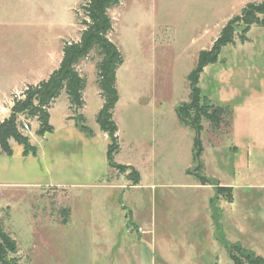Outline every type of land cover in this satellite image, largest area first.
I'll list each match as a JSON object with an SVG mask.
<instances>
[{"label": "rangeland", "instance_id": "374dc122", "mask_svg": "<svg viewBox=\"0 0 264 264\" xmlns=\"http://www.w3.org/2000/svg\"><path fill=\"white\" fill-rule=\"evenodd\" d=\"M260 1L121 0L108 12L123 59L114 162L133 167L139 183L107 165L109 141L96 123L100 58L91 52L77 70L85 80L78 114L92 135L68 119L62 92L49 109L52 133L39 137L35 119H19L36 154L24 157L10 140L12 155L0 156V224L20 264H232L222 240L264 259V28L252 26L245 41L236 30L200 75L202 95L228 110L217 129L202 123L211 185L191 175L193 132L174 111L188 100L199 52L245 4ZM81 3L0 0V121L25 88L56 69L65 42L79 40ZM216 184L231 187V200L216 197ZM60 208L69 209L66 224Z\"/></svg>", "mask_w": 264, "mask_h": 264}, {"label": "trees", "instance_id": "16d2710c", "mask_svg": "<svg viewBox=\"0 0 264 264\" xmlns=\"http://www.w3.org/2000/svg\"><path fill=\"white\" fill-rule=\"evenodd\" d=\"M121 0H82L76 11L79 25L82 26L77 42H65L62 47V56L58 67L51 72L46 80L30 85L22 93V98L15 99L10 108L9 116L0 122V156H11L9 141L23 147L22 155H35L36 149L30 144L29 138L19 131L24 121L36 120L38 129L35 134L39 137L52 133L49 123V109L62 92L65 93L71 114L68 119L75 122V126L90 137L91 131L84 126L82 114L84 108L83 90L84 76L78 70V63L87 58L91 52L100 58L96 64V85L99 96L103 100L97 114L96 123L99 130L107 136L109 141L106 150V161L110 169L126 175L132 186L139 183V173L131 166L119 165L114 162V156L119 152L117 127L112 119V111L118 102L116 90V71L122 65L123 59L120 51L112 43L110 35L113 26L108 12L120 5ZM252 26L264 28V0L249 2L241 9L238 15L232 17L221 28L211 48L200 51L194 69L188 74L189 96L175 108V115L180 126L193 132L192 163L195 165L193 175L201 186L211 185V180L203 174L201 155L203 152L200 134L202 123L207 122L212 129H217L227 114V108L214 103L203 96L198 87L200 75L204 68L217 63L222 49L234 43V35L239 29V38L246 40L245 35ZM26 124V123H25ZM29 128L28 124H26ZM190 174L189 171H187ZM231 188L220 187L216 184V197L226 196L231 200ZM60 223L66 224L69 209L60 208ZM228 257L232 264H264V259L242 248L238 244H228L222 240ZM16 241L4 231L0 224V264H20L17 257Z\"/></svg>", "mask_w": 264, "mask_h": 264}, {"label": "crops", "instance_id": "0c3cea01", "mask_svg": "<svg viewBox=\"0 0 264 264\" xmlns=\"http://www.w3.org/2000/svg\"><path fill=\"white\" fill-rule=\"evenodd\" d=\"M62 54V53H61ZM62 56V55H61ZM61 60V59H60ZM59 63H60V61H59ZM59 63H58V65H59ZM58 65L56 66V68L58 67ZM53 70H55V68L53 69ZM49 74H51V72L49 73ZM48 74V75H49ZM11 105V104H10ZM10 108H11V106H9V111H10ZM68 118H69V116H68ZM3 121V119L0 121V122H2ZM231 188V187H230Z\"/></svg>", "mask_w": 264, "mask_h": 264}, {"label": "built area", "instance_id": "2783aa9c", "mask_svg": "<svg viewBox=\"0 0 264 264\" xmlns=\"http://www.w3.org/2000/svg\"><path fill=\"white\" fill-rule=\"evenodd\" d=\"M25 90H26V88H25ZM23 97V96H22ZM22 126H24V129L27 131L28 130V127H27V125L23 122V125Z\"/></svg>", "mask_w": 264, "mask_h": 264}]
</instances>
